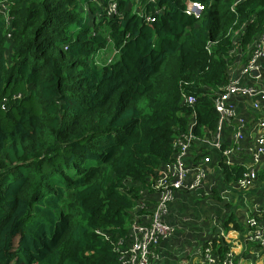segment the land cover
Listing matches in <instances>:
<instances>
[{
  "label": "trees",
  "instance_id": "trees-1",
  "mask_svg": "<svg viewBox=\"0 0 264 264\" xmlns=\"http://www.w3.org/2000/svg\"><path fill=\"white\" fill-rule=\"evenodd\" d=\"M7 1L0 264H121L116 243L129 234L141 191L154 193L193 117L198 138L216 133L215 99L264 35V0H243L235 11L233 0H200L199 20L182 0ZM198 152L193 146L190 163ZM219 168L233 185L246 172ZM211 196L221 200L217 190ZM231 225L243 231L234 213L222 223L225 232ZM203 245L220 262L231 250L218 236Z\"/></svg>",
  "mask_w": 264,
  "mask_h": 264
},
{
  "label": "built area",
  "instance_id": "built-area-1",
  "mask_svg": "<svg viewBox=\"0 0 264 264\" xmlns=\"http://www.w3.org/2000/svg\"><path fill=\"white\" fill-rule=\"evenodd\" d=\"M158 0H149L155 3ZM185 7V14L189 17L199 20L206 10L205 4L200 0H182ZM243 0H233L231 10L235 11L236 6ZM158 8L156 13L163 11ZM10 8L8 1L0 2V14L6 20L10 21ZM107 15L114 16L118 12V5L112 2L107 8ZM149 23L154 22L153 18L147 17ZM239 33V32H238ZM264 61V35H262L252 50L251 57L245 65L240 64V76L252 78L256 81L262 78ZM253 71H258L259 76H252ZM232 69L230 70V83L223 86L214 102L216 111L219 114L217 131L212 138H203L202 140L195 135L194 127L196 119L193 117L192 124L188 132L182 136L181 140L176 144V152L170 162L165 163L158 171L156 183L152 184V190L157 195L155 202L150 200L147 190L141 191L140 199L133 210L134 219L129 226V234L125 239L119 240L116 248L119 261L121 264H154L161 260L160 244L172 237L175 226L167 220L170 211V205L176 200L179 193L195 192L202 188L210 174L211 164L213 163V152H218L217 157L219 164L223 162L226 165H233L232 156L236 146L244 139V131L246 129V119L235 118L234 102L235 99L246 98L251 101L254 110L264 111V85L246 87L241 86L240 79L233 78ZM21 95L15 98H20ZM191 103L195 100L191 99ZM236 119L234 126L233 144L231 147L223 148L222 133L224 126ZM258 134L250 147V161L244 175L237 180L235 188L240 191L251 189L258 178V172L264 166V118L258 122ZM193 146L198 147V154L204 155L200 160L190 163L191 150ZM206 153V154H204ZM219 166V165H218ZM150 202V205H149ZM250 229L248 242L264 247V210L260 217L252 218L248 222ZM98 234L103 235L101 232ZM223 235V233H222ZM106 239L110 237L104 235ZM203 264H239L236 262L235 256L229 252L226 259L220 262L216 255L212 252V247L203 248L202 251Z\"/></svg>",
  "mask_w": 264,
  "mask_h": 264
},
{
  "label": "crops",
  "instance_id": "crops-1",
  "mask_svg": "<svg viewBox=\"0 0 264 264\" xmlns=\"http://www.w3.org/2000/svg\"><path fill=\"white\" fill-rule=\"evenodd\" d=\"M240 64L232 68L233 78L240 79L241 86L264 85V61L262 78L258 81L252 78L240 76ZM235 118L246 119L244 139L239 143L238 149L234 150L232 161L234 164L248 165L250 161L249 149L252 147L258 134V122L264 118L263 110H254L251 101L246 98L235 99ZM236 119L224 126L222 144L234 147L233 131ZM198 149V147L196 146ZM213 163L210 174L202 188L195 192L183 191L170 205L167 216L169 223L175 226L172 237L160 244L161 260L154 264H203V244L214 236L222 237L231 246L230 252L235 256L239 264H264V247L248 242L250 232L248 222L252 218L260 217L264 207L255 209L236 203L237 191L233 184L225 182V176L218 165V152H213ZM258 183V182H257ZM256 185V183H255ZM254 185V186H255ZM253 186V187H254ZM252 187V188H253ZM252 188L249 189L252 191ZM212 190H217L221 200L211 196ZM152 202L157 198L156 194H149ZM243 211V212H242ZM234 213L236 221L242 226V230H236L231 225L230 230L225 232L222 227L224 220ZM242 213V214H241ZM189 216V217H188ZM190 219H188V218ZM223 233V235H222ZM262 250V251H261Z\"/></svg>",
  "mask_w": 264,
  "mask_h": 264
},
{
  "label": "rangeland",
  "instance_id": "rangeland-1",
  "mask_svg": "<svg viewBox=\"0 0 264 264\" xmlns=\"http://www.w3.org/2000/svg\"><path fill=\"white\" fill-rule=\"evenodd\" d=\"M235 202L238 204L240 203L241 205L248 206V207H253L255 209H260L264 207V182L260 181L256 183V185L252 188V191L250 190H247L244 192L237 191V198ZM262 261L264 262V258Z\"/></svg>",
  "mask_w": 264,
  "mask_h": 264
},
{
  "label": "water",
  "instance_id": "water-1",
  "mask_svg": "<svg viewBox=\"0 0 264 264\" xmlns=\"http://www.w3.org/2000/svg\"><path fill=\"white\" fill-rule=\"evenodd\" d=\"M252 76H254V77H258V76H259V72H258V71H253V72H252Z\"/></svg>",
  "mask_w": 264,
  "mask_h": 264
}]
</instances>
